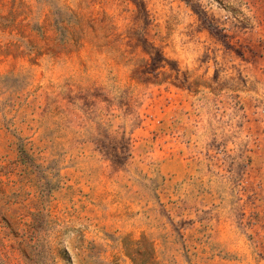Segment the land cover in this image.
Segmentation results:
<instances>
[{"label": "rangeland", "instance_id": "1", "mask_svg": "<svg viewBox=\"0 0 264 264\" xmlns=\"http://www.w3.org/2000/svg\"><path fill=\"white\" fill-rule=\"evenodd\" d=\"M0 264H264V0H0Z\"/></svg>", "mask_w": 264, "mask_h": 264}]
</instances>
